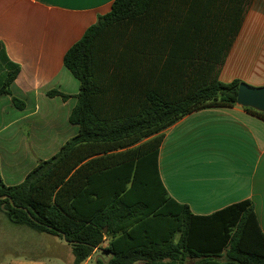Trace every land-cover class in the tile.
Returning a JSON list of instances; mask_svg holds the SVG:
<instances>
[{
	"label": "trees",
	"instance_id": "trees-1",
	"mask_svg": "<svg viewBox=\"0 0 264 264\" xmlns=\"http://www.w3.org/2000/svg\"><path fill=\"white\" fill-rule=\"evenodd\" d=\"M251 1L113 0L63 55L79 81L69 114L78 131L20 183L0 178L6 218L63 235L75 264L96 248L113 254L107 264H184L188 257L196 264H264V235L249 200L194 215L167 194L154 141L136 145L193 110L235 104L240 80L224 83L219 68L201 61L207 54L198 16L200 7H232L230 39L216 53L220 64L236 34L235 13L241 26ZM170 6L190 8L173 12L176 29ZM18 70L0 43V94L10 95ZM12 103L23 106L15 97ZM245 109L264 120V112Z\"/></svg>",
	"mask_w": 264,
	"mask_h": 264
},
{
	"label": "crops",
	"instance_id": "crops-1",
	"mask_svg": "<svg viewBox=\"0 0 264 264\" xmlns=\"http://www.w3.org/2000/svg\"><path fill=\"white\" fill-rule=\"evenodd\" d=\"M112 1L0 0V43L7 59L19 68L8 85L10 95L0 94V178L5 185L20 183L36 165L34 158L52 156L77 133L69 114L76 104L79 81L63 64V55L109 11ZM189 9L170 6V29L180 23L173 12ZM199 12L203 34L198 40L207 54L201 61L219 68L220 81L249 79L251 85H263L264 0L251 1L241 26L235 13L236 34L220 64L216 53L230 39L232 7H200ZM50 91L67 97L49 95ZM12 97L23 103L22 108L12 103ZM147 141H154L159 176L171 198L194 215H209L249 200L264 235V120L236 103L207 106L136 145ZM39 233L57 250L66 248L62 242L68 244L58 236ZM58 253L52 264L62 261ZM70 253L75 264L71 249ZM98 254L102 261L108 259L96 248L81 264L94 262ZM196 260L188 257L184 264H196ZM140 263L144 264H134ZM0 264L50 263L37 256H10L0 259Z\"/></svg>",
	"mask_w": 264,
	"mask_h": 264
},
{
	"label": "rangeland",
	"instance_id": "rangeland-1",
	"mask_svg": "<svg viewBox=\"0 0 264 264\" xmlns=\"http://www.w3.org/2000/svg\"><path fill=\"white\" fill-rule=\"evenodd\" d=\"M231 80L232 79L224 77L221 81L229 83ZM245 80H240V82H245L248 85H251L249 79ZM39 159L40 158H34V161L37 163ZM44 237L45 234L39 233L26 225L11 222L6 218L4 212L0 210V259L8 258L10 256H37L44 258L48 263L52 264L56 260L54 255L58 251V254L63 257V259H61L62 261H59V264H73L70 261V257L72 256L70 253V245L62 242L66 248L64 250L58 248L57 250L56 246H53L49 241L45 240ZM56 239L59 240V238ZM89 264H95V262Z\"/></svg>",
	"mask_w": 264,
	"mask_h": 264
},
{
	"label": "water",
	"instance_id": "water-1",
	"mask_svg": "<svg viewBox=\"0 0 264 264\" xmlns=\"http://www.w3.org/2000/svg\"><path fill=\"white\" fill-rule=\"evenodd\" d=\"M235 103L242 107H249L257 111L264 112V84L260 86H252L245 82H240L237 86ZM5 197L6 196L1 195L0 199ZM62 237L64 240L63 235ZM112 256L113 254L110 253L108 259L103 260V263L107 264ZM97 259L102 260V256L98 254L94 257L95 264Z\"/></svg>",
	"mask_w": 264,
	"mask_h": 264
}]
</instances>
